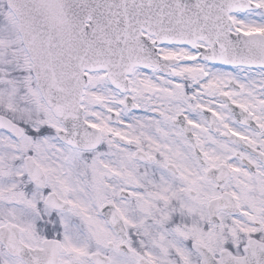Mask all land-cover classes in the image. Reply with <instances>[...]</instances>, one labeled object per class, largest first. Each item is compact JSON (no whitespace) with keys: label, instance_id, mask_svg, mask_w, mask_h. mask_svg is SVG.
I'll use <instances>...</instances> for the list:
<instances>
[{"label":"snow or ice","instance_id":"1","mask_svg":"<svg viewBox=\"0 0 264 264\" xmlns=\"http://www.w3.org/2000/svg\"><path fill=\"white\" fill-rule=\"evenodd\" d=\"M0 264H264V0H0Z\"/></svg>","mask_w":264,"mask_h":264}]
</instances>
